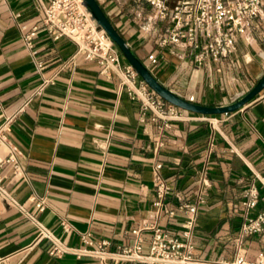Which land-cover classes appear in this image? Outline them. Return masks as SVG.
Returning <instances> with one entry per match:
<instances>
[{"label":"crops","instance_id":"crops-1","mask_svg":"<svg viewBox=\"0 0 264 264\" xmlns=\"http://www.w3.org/2000/svg\"><path fill=\"white\" fill-rule=\"evenodd\" d=\"M49 1L0 0V129L5 126L0 133V188L6 194H0V264H132L51 256L49 243L36 241L37 230L26 214L75 249L93 250L106 242L107 252H118L134 246L133 232L139 230L146 255L152 232L145 228L158 226L179 236L189 217L180 210L182 204L196 210V259L264 264V227L255 236L240 233L248 188L259 192L248 215L264 213V90L227 115L203 119L181 110V118L167 127L142 119L139 104L121 85L119 70L102 75L97 63L85 61L70 41H53L43 33L32 41L36 56L27 48L24 38L42 26V8ZM97 1L152 75L188 102L228 104L264 74L260 21L237 40L232 57L219 65L198 66L186 50L156 44L165 24L151 27L153 11L145 4ZM151 55L155 64L148 60ZM37 62L45 65L42 71ZM120 65L121 70L129 66L121 55ZM10 148L18 152L15 173L5 163ZM157 177L172 188L161 208L155 205ZM34 196L46 200L41 213ZM84 235L90 245L82 242Z\"/></svg>","mask_w":264,"mask_h":264},{"label":"built area","instance_id":"built-area-1","mask_svg":"<svg viewBox=\"0 0 264 264\" xmlns=\"http://www.w3.org/2000/svg\"><path fill=\"white\" fill-rule=\"evenodd\" d=\"M131 1L138 5L145 4L153 11L148 20L151 27L159 23L165 24V28L156 38L157 45L186 50L198 66L219 65L232 57L236 51L237 40L250 33L256 21L264 23V0ZM42 9L44 15L42 26L34 28L24 38L28 49H33L32 41L38 33L45 34L53 41L66 39L75 45L77 54L85 61L97 63L100 74L107 75L114 70L122 73L121 85L126 89L129 98L139 104L142 119L150 118L151 121L162 122L163 126L167 127L169 122L181 118V110L155 95L130 66L121 70L120 54L106 34L91 21L81 0H50L49 5ZM32 54L36 56L37 52L32 50ZM148 60L151 64L156 63L154 55L149 56ZM36 67L42 71L45 65L37 62ZM10 121L8 120L5 125ZM4 127L0 129V133L4 131ZM211 147L210 143L206 150L207 155L211 153ZM17 156L16 149L10 148L5 160L14 173L19 170ZM155 169L159 170L160 165H156ZM203 180L206 182L204 176ZM154 192L158 199L155 205L161 208L164 200L172 194V188L161 177H157ZM0 194L6 196L1 188ZM243 199L245 220L240 227V233L245 237L259 235L264 227V213L256 217L248 215L249 211L255 209L258 204L257 188L253 186L248 188L244 192ZM32 201L38 213L43 212L47 207L44 197L34 196ZM180 210L189 214V217L182 225L179 236H171L158 226L145 228L152 232L146 255L142 254L143 240L139 230L133 232L137 236L134 246L123 248L118 252H107L106 242H102L93 250L75 249L63 245L34 215L26 214V216L37 230L36 241H47L51 247L50 255L54 257L72 255L77 258H99L114 263L132 264H206L196 259L193 252L192 230L196 210L190 204H182ZM168 215L172 216L171 213ZM61 226L64 231L69 230L65 222H62ZM87 238L88 235H84L81 240L90 245ZM235 264L248 263L239 258Z\"/></svg>","mask_w":264,"mask_h":264},{"label":"water","instance_id":"water-1","mask_svg":"<svg viewBox=\"0 0 264 264\" xmlns=\"http://www.w3.org/2000/svg\"><path fill=\"white\" fill-rule=\"evenodd\" d=\"M81 2L82 6L89 14L91 21H93L95 25L106 34L110 43L124 58L135 74L155 95H157L169 105L203 117L227 115L242 109L264 90L263 74L255 86H253L247 93L228 104L218 107H205L188 102L174 94L152 75L149 68L136 56L134 51L128 46L126 41L111 24L97 0H81Z\"/></svg>","mask_w":264,"mask_h":264}]
</instances>
